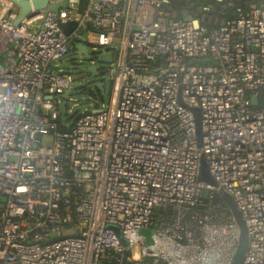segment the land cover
I'll list each match as a JSON object with an SVG mask.
<instances>
[{
  "label": "built area",
  "instance_id": "obj_1",
  "mask_svg": "<svg viewBox=\"0 0 264 264\" xmlns=\"http://www.w3.org/2000/svg\"><path fill=\"white\" fill-rule=\"evenodd\" d=\"M71 1L15 26L0 0V264H230L219 189L264 264V0ZM69 39L114 59L109 104L66 128Z\"/></svg>",
  "mask_w": 264,
  "mask_h": 264
},
{
  "label": "water",
  "instance_id": "obj_2",
  "mask_svg": "<svg viewBox=\"0 0 264 264\" xmlns=\"http://www.w3.org/2000/svg\"><path fill=\"white\" fill-rule=\"evenodd\" d=\"M11 1L19 8V15L14 21L15 26H19V24L22 20L32 17L37 11L44 8L46 5V0H32L31 2L26 1V0H11ZM172 2L174 4H180L181 0H172ZM58 7H66V3H63L59 6H54L52 8V10L55 11ZM62 30L66 34L69 32V29L67 26H63ZM79 33H81V31ZM72 42H73V39H69L68 45H67L68 51L71 49ZM75 48L77 51L76 53L79 57L88 58L89 52L87 51V48L84 45L79 44ZM99 53L101 55H103L104 51H100ZM113 59H114L113 55L99 56L98 58L90 60V62L88 64H86L83 61H80L79 63L72 65L71 68L74 70L84 72L86 76L91 75L93 77H97L99 75L98 64L108 65L113 61ZM79 79H82V77H79ZM103 85H104V83L100 80H97L94 82L95 89L101 95L104 94ZM77 87L81 88V87H83V85L81 83H79L78 85H76V88ZM88 93H89L88 90L83 91V94H85V95ZM66 97H67V93H65L63 95V98H66ZM85 101L86 100H84V99L81 100L82 103ZM252 101L255 102V99L253 98ZM64 103L65 102H63V104ZM63 104L59 105V112L61 114V117H60L61 119H64ZM192 113H193V116L195 119L196 132H197V136H198V140H199V138H200V115H199V111L197 109H192ZM199 177L206 184H209L211 186L216 185V183L214 182V180L210 177V175L208 173L207 165H206L204 159L201 160ZM218 195H219L220 199L223 201V203L229 209L230 214H231L232 218L234 219V222H235L237 229H238V232H239L237 248L235 251V255H234L230 264H242V262L244 260L245 253L247 251V246H248V236H247V231H246V228L244 225V221L242 219L240 212L236 208V205L234 203L233 198L230 195H228L227 193H225L222 189L218 190ZM110 228L112 230H114L116 235L119 237L120 242L122 244H125L126 242L120 237L119 230L114 226H110Z\"/></svg>",
  "mask_w": 264,
  "mask_h": 264
},
{
  "label": "rangeland",
  "instance_id": "obj_3",
  "mask_svg": "<svg viewBox=\"0 0 264 264\" xmlns=\"http://www.w3.org/2000/svg\"><path fill=\"white\" fill-rule=\"evenodd\" d=\"M77 0H72L71 5H75ZM73 46L66 55L56 61L54 64L58 65L59 68H62L66 71V74H70L74 78V89L70 93L69 97L72 101L67 100L65 104V114L67 119L64 121L63 126L69 127L74 122L75 118L84 112H90L95 107H101L102 105L107 106L110 101L111 96V83L109 81L108 75V66L105 64H98L99 67V75L97 77H93L91 75H85L84 72L72 69V65L79 63L80 61L88 64L90 60L98 58L100 55V51L94 52L91 50L90 46H87V51L89 52L88 58L79 57L77 55V51ZM82 77V79H79ZM100 80L104 83V94L101 95L94 87V82ZM81 83L83 87H77ZM88 90V94H83V91ZM57 99H62L57 96ZM86 100L85 102H81V100Z\"/></svg>",
  "mask_w": 264,
  "mask_h": 264
},
{
  "label": "trees",
  "instance_id": "obj_4",
  "mask_svg": "<svg viewBox=\"0 0 264 264\" xmlns=\"http://www.w3.org/2000/svg\"><path fill=\"white\" fill-rule=\"evenodd\" d=\"M211 200L214 203H223V201L220 199L219 195L216 193L211 194Z\"/></svg>",
  "mask_w": 264,
  "mask_h": 264
}]
</instances>
